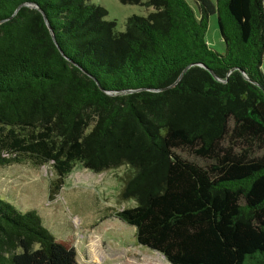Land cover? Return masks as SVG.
Instances as JSON below:
<instances>
[{"label": "trees", "instance_id": "16d2710c", "mask_svg": "<svg viewBox=\"0 0 264 264\" xmlns=\"http://www.w3.org/2000/svg\"><path fill=\"white\" fill-rule=\"evenodd\" d=\"M0 0V167L128 165L118 218L171 264H264V0ZM226 50L206 40L209 17ZM217 78H216V77ZM0 264H79L0 197Z\"/></svg>", "mask_w": 264, "mask_h": 264}, {"label": "rangeland", "instance_id": "374dc122", "mask_svg": "<svg viewBox=\"0 0 264 264\" xmlns=\"http://www.w3.org/2000/svg\"><path fill=\"white\" fill-rule=\"evenodd\" d=\"M91 1L106 8L107 19L116 21L119 31L126 30L129 17L148 16L153 11L120 0ZM187 2L199 16L196 1ZM206 40L214 50L225 52L216 13L209 17ZM133 175V169L125 164L101 173L78 164L51 201V182L57 177L52 165L37 167L24 161L0 167V197L43 217L44 225L57 240L76 249L79 264H171L162 254L139 245L135 227L116 214L137 204L135 199L121 195Z\"/></svg>", "mask_w": 264, "mask_h": 264}, {"label": "water", "instance_id": "95a60500", "mask_svg": "<svg viewBox=\"0 0 264 264\" xmlns=\"http://www.w3.org/2000/svg\"><path fill=\"white\" fill-rule=\"evenodd\" d=\"M216 77V76H215ZM217 78V77H216Z\"/></svg>", "mask_w": 264, "mask_h": 264}]
</instances>
